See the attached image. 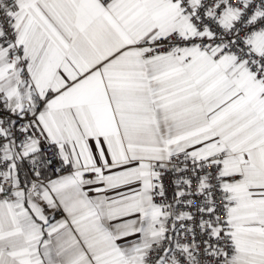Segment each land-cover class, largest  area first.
I'll use <instances>...</instances> for the list:
<instances>
[{
  "label": "snow or ice",
  "instance_id": "obj_1",
  "mask_svg": "<svg viewBox=\"0 0 264 264\" xmlns=\"http://www.w3.org/2000/svg\"><path fill=\"white\" fill-rule=\"evenodd\" d=\"M0 264H264V0H0Z\"/></svg>",
  "mask_w": 264,
  "mask_h": 264
}]
</instances>
